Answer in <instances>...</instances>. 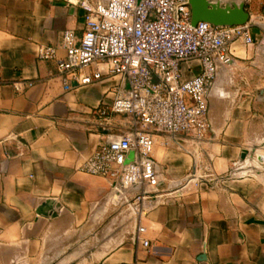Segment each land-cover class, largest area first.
I'll list each match as a JSON object with an SVG mask.
<instances>
[{
  "label": "crops",
  "instance_id": "1",
  "mask_svg": "<svg viewBox=\"0 0 264 264\" xmlns=\"http://www.w3.org/2000/svg\"><path fill=\"white\" fill-rule=\"evenodd\" d=\"M215 1H243L251 17L264 13V0ZM83 27V10L65 0H0V264H8L11 250L42 225L83 240L86 264H264V178L253 175L264 169L243 167L264 150V92L238 98L226 85L248 73H219L208 106L211 131L202 145L209 171L201 172L222 179L190 183L143 216L144 248L131 242L134 228L128 235L114 228L110 182L80 171L101 139L91 112L109 106L124 85L117 76H104L64 89L56 62L36 57L39 46H52L64 58L62 33L73 30L80 37ZM251 35L264 43L257 26ZM253 48L232 45L233 67L257 63ZM182 70L188 79L201 68L193 62ZM235 86L243 90L241 83ZM157 138L152 155L162 178L178 187L193 172L184 150L192 153V147ZM46 200L58 204L57 217L36 215Z\"/></svg>",
  "mask_w": 264,
  "mask_h": 264
},
{
  "label": "built area",
  "instance_id": "2",
  "mask_svg": "<svg viewBox=\"0 0 264 264\" xmlns=\"http://www.w3.org/2000/svg\"><path fill=\"white\" fill-rule=\"evenodd\" d=\"M65 1L83 10L82 35L62 33L64 58H57L52 46H39L36 57L56 62L64 89L104 76L120 78L122 93L118 90L109 106L91 112L101 139L80 171L110 182L112 194L135 200L130 240L147 248L142 217L176 198L188 184L199 186L209 179L201 172L209 171L202 165V145L211 131L209 100L219 73L234 66L232 45L255 44L253 24L193 25L189 0ZM193 62L200 64V73L184 79L183 64ZM158 134L180 149L192 147V153L184 150L192 156L193 172L178 187L166 184L152 155ZM221 179L209 181L218 184Z\"/></svg>",
  "mask_w": 264,
  "mask_h": 264
},
{
  "label": "rangeland",
  "instance_id": "3",
  "mask_svg": "<svg viewBox=\"0 0 264 264\" xmlns=\"http://www.w3.org/2000/svg\"><path fill=\"white\" fill-rule=\"evenodd\" d=\"M252 19L255 24H264V13L254 15ZM260 26L262 27V25ZM258 28L264 33V30L260 27ZM252 53L254 54L253 60H255L256 55L260 58L257 63L254 65L249 64L246 67L239 65V67H233L230 69V71L237 74L242 71H246L248 73V75H246L248 79L247 77L245 79H238L239 77L235 75L234 83L231 79L228 81L229 84L226 85L229 89L226 90V92L234 90V92H237L238 98L249 94L256 95L259 91L264 92V43H262L261 39L254 44ZM252 72H262V76L256 77V75L249 74ZM237 83H241L243 90L235 86ZM246 89L250 90L246 91ZM158 136L161 137L157 138L159 141L166 139L164 134H158ZM261 153L264 154V150H262ZM251 160L252 161H248L244 164L243 167H254V165L251 164H254V161L257 162L256 158L252 156ZM244 168L241 172L246 171ZM262 169H264V165H260L259 171H262ZM253 173V175L257 178H264L263 173ZM167 183L168 181H166V184ZM178 184H180V182ZM111 197L113 198V211L111 213L112 218L110 219H114V228L119 230L123 229L125 231V235H128L133 228V220L136 217L137 206L133 204L135 200L131 198L126 200L117 193H113ZM104 225V222L98 224V226L102 227H104ZM82 241L83 240L77 237V235L75 237L72 232L63 233L50 228L47 225H42L37 229L35 237L31 238L27 242L23 241L17 244V247H14L11 250L8 264H86V261H89L90 256L83 255V249L81 248V243H83Z\"/></svg>",
  "mask_w": 264,
  "mask_h": 264
},
{
  "label": "water",
  "instance_id": "4",
  "mask_svg": "<svg viewBox=\"0 0 264 264\" xmlns=\"http://www.w3.org/2000/svg\"><path fill=\"white\" fill-rule=\"evenodd\" d=\"M191 8V22L195 25L198 22L209 23L213 26H235L251 22L254 26L260 27L252 21L251 16L246 11L243 1L227 2L221 6V2L215 0H189ZM247 152L244 151L242 158ZM58 204L53 200H46L37 209L36 215L41 217H57Z\"/></svg>",
  "mask_w": 264,
  "mask_h": 264
},
{
  "label": "bare ground",
  "instance_id": "5",
  "mask_svg": "<svg viewBox=\"0 0 264 264\" xmlns=\"http://www.w3.org/2000/svg\"><path fill=\"white\" fill-rule=\"evenodd\" d=\"M252 21H253V19H252ZM247 160H245V162H246ZM256 161H258V162H261V163H264V154H259L258 156H257V160ZM254 164H251V165H254V168H260V165L261 164H259V163H257V162H253ZM245 164V163H244ZM253 167V166H252ZM254 174V173H253Z\"/></svg>",
  "mask_w": 264,
  "mask_h": 264
}]
</instances>
